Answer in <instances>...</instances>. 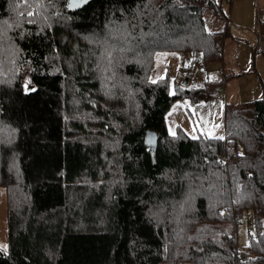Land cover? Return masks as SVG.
<instances>
[{
	"label": "trees",
	"instance_id": "trees-1",
	"mask_svg": "<svg viewBox=\"0 0 264 264\" xmlns=\"http://www.w3.org/2000/svg\"><path fill=\"white\" fill-rule=\"evenodd\" d=\"M228 26L215 0H0V264H264V94L171 134L192 91L149 79L156 51L222 61Z\"/></svg>",
	"mask_w": 264,
	"mask_h": 264
},
{
	"label": "rangeland",
	"instance_id": "rangeland-1",
	"mask_svg": "<svg viewBox=\"0 0 264 264\" xmlns=\"http://www.w3.org/2000/svg\"><path fill=\"white\" fill-rule=\"evenodd\" d=\"M229 19V33L223 41L222 61L205 62L200 51L177 50L154 52L150 80L167 78L168 89L200 90L175 98L165 112L168 133L178 128L190 136H223L225 103L241 104L264 94V53L256 48L258 31L264 33V0H215ZM203 17L207 29H220L224 19L206 7ZM218 83L225 93L222 99L206 88ZM6 188L0 186V248L6 250ZM253 214L248 209L237 223V247L245 249L254 236Z\"/></svg>",
	"mask_w": 264,
	"mask_h": 264
},
{
	"label": "built area",
	"instance_id": "built-area-1",
	"mask_svg": "<svg viewBox=\"0 0 264 264\" xmlns=\"http://www.w3.org/2000/svg\"><path fill=\"white\" fill-rule=\"evenodd\" d=\"M226 1L230 2L231 0ZM256 48L264 53V33H262L261 31H258L257 34ZM211 93L219 99H222L224 96V93L218 88H214Z\"/></svg>",
	"mask_w": 264,
	"mask_h": 264
},
{
	"label": "water",
	"instance_id": "water-1",
	"mask_svg": "<svg viewBox=\"0 0 264 264\" xmlns=\"http://www.w3.org/2000/svg\"><path fill=\"white\" fill-rule=\"evenodd\" d=\"M90 0H66V6L70 9L80 8Z\"/></svg>",
	"mask_w": 264,
	"mask_h": 264
},
{
	"label": "crops",
	"instance_id": "crops-1",
	"mask_svg": "<svg viewBox=\"0 0 264 264\" xmlns=\"http://www.w3.org/2000/svg\"><path fill=\"white\" fill-rule=\"evenodd\" d=\"M220 9L222 10L221 6H220ZM222 19V18H221ZM228 33H229V26H228ZM228 35V34H227ZM224 41V40H223ZM223 46V45H222ZM223 48V47H222ZM223 51V49H222ZM219 86V85H218ZM218 86H216L218 89H220ZM222 91V89H220ZM212 94V93H211ZM225 94V93H224ZM213 95V94H212Z\"/></svg>",
	"mask_w": 264,
	"mask_h": 264
},
{
	"label": "snow or ice",
	"instance_id": "snow-or-ice-1",
	"mask_svg": "<svg viewBox=\"0 0 264 264\" xmlns=\"http://www.w3.org/2000/svg\"><path fill=\"white\" fill-rule=\"evenodd\" d=\"M25 89H26V91H27V90H30V89H29V86H28L27 83L25 84ZM221 139H222V138H221Z\"/></svg>",
	"mask_w": 264,
	"mask_h": 264
}]
</instances>
